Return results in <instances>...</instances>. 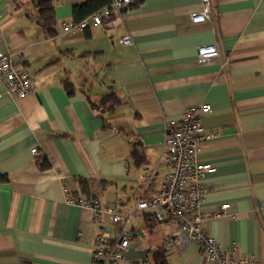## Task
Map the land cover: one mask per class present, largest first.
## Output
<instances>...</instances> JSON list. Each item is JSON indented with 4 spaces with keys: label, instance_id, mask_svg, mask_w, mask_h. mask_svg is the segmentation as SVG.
<instances>
[{
    "label": "crops",
    "instance_id": "crops-1",
    "mask_svg": "<svg viewBox=\"0 0 264 264\" xmlns=\"http://www.w3.org/2000/svg\"><path fill=\"white\" fill-rule=\"evenodd\" d=\"M42 1L53 7L49 36ZM85 1L0 0V52L32 77L17 99L0 73V264H93L99 232L113 237L118 226L70 205L65 192L124 213L151 198L169 171L166 124L203 104L205 130L220 136L198 146L197 161L215 168L201 179L199 210L228 205L205 231L222 248L234 242L235 257L264 261V0H209L210 21L198 24L190 15L200 0H139L64 33ZM126 35L130 45L120 43ZM211 44L219 58L197 64L196 49ZM39 157L50 167L39 170ZM176 228L155 210L131 218L123 264H156L159 252L164 264H212L192 243H166Z\"/></svg>",
    "mask_w": 264,
    "mask_h": 264
},
{
    "label": "built area",
    "instance_id": "built-area-1",
    "mask_svg": "<svg viewBox=\"0 0 264 264\" xmlns=\"http://www.w3.org/2000/svg\"><path fill=\"white\" fill-rule=\"evenodd\" d=\"M53 1L55 4L60 2ZM135 1L137 0H111L109 8L104 7L87 19L80 22L73 20L63 22L62 31L67 33L102 25ZM200 3L199 10L190 15L193 24L210 21L209 0H200ZM120 43L130 45L131 38L126 35L120 39ZM218 58L219 51L214 44L199 46L196 49V62L199 65ZM0 73L4 77L5 95L23 99L31 91V74L26 70H18L9 53L0 52ZM209 112L210 107L207 104L187 108L176 127L166 124L162 153L169 171L159 190L149 199L138 200L129 212L124 213L115 205L102 202L96 197L65 192V198L70 205L89 208L95 221L99 222L102 217H107L112 224L118 226V231L113 237L106 231L99 232L92 253L93 264H123L132 238L127 224L131 218L143 216L148 210L167 214L177 225L166 243L181 248L192 243L200 250L202 258L212 264H264V261H257L252 255L235 257L234 242L227 248H222L205 231L206 223L224 215L228 207L227 204H223L214 214L202 213L199 210L203 197L201 179L207 174L214 173L215 168L211 164L197 161L198 146L206 140L220 136L219 131L208 132L202 124V115ZM30 152L33 156L38 154L36 148ZM64 190L66 191L65 188ZM263 205L264 202L261 203V206Z\"/></svg>",
    "mask_w": 264,
    "mask_h": 264
},
{
    "label": "trees",
    "instance_id": "trees-1",
    "mask_svg": "<svg viewBox=\"0 0 264 264\" xmlns=\"http://www.w3.org/2000/svg\"><path fill=\"white\" fill-rule=\"evenodd\" d=\"M139 1V0H137ZM135 1V2H137ZM111 0H86L82 5L76 6L73 8V21L80 22L84 19L89 18L91 15L99 11L104 7L110 6ZM40 17L43 21V28L45 30V34L47 36L52 33L53 25H54V18H53V7L45 1L40 3ZM70 85L66 84L65 87L67 91L70 89ZM71 90V89H70ZM113 95L105 96L100 100L99 105H104L109 103V100L113 99ZM39 170H45L50 167V163L48 162L47 158L39 157L37 160ZM3 180V176H0V181ZM155 263L156 264H164L161 252L155 254Z\"/></svg>",
    "mask_w": 264,
    "mask_h": 264
}]
</instances>
